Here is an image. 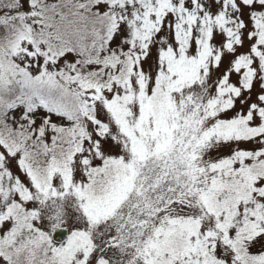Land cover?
<instances>
[{
	"label": "snow or ice",
	"instance_id": "1",
	"mask_svg": "<svg viewBox=\"0 0 264 264\" xmlns=\"http://www.w3.org/2000/svg\"><path fill=\"white\" fill-rule=\"evenodd\" d=\"M0 264H264V0H0Z\"/></svg>",
	"mask_w": 264,
	"mask_h": 264
}]
</instances>
